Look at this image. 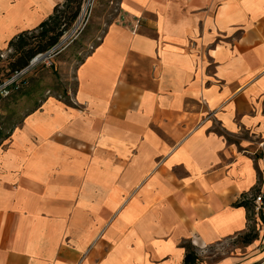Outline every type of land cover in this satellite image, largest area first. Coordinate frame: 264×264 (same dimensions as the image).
Wrapping results in <instances>:
<instances>
[{
    "label": "crops",
    "instance_id": "1",
    "mask_svg": "<svg viewBox=\"0 0 264 264\" xmlns=\"http://www.w3.org/2000/svg\"><path fill=\"white\" fill-rule=\"evenodd\" d=\"M64 0H0V49ZM76 68L0 145V264L207 262L264 193V0H117ZM249 245V246H250ZM261 247V248H260ZM249 251V252H250Z\"/></svg>",
    "mask_w": 264,
    "mask_h": 264
},
{
    "label": "rangeland",
    "instance_id": "2",
    "mask_svg": "<svg viewBox=\"0 0 264 264\" xmlns=\"http://www.w3.org/2000/svg\"><path fill=\"white\" fill-rule=\"evenodd\" d=\"M86 2L87 0L80 1L79 15L53 46L55 47L54 54L47 59L42 57L30 65L22 75L24 80L16 87L8 82L12 78L13 69L19 58L24 56L25 49H36L37 46L44 44L45 39L34 37L38 32H35V35L28 33L24 37L28 43L24 48L13 45L0 49V145L3 142L1 136L19 126L25 115L41 100L56 97L70 101L75 87V72L78 64L98 42L106 26L113 22L118 14L117 0H93L86 16H81ZM72 7L73 9L71 7L63 9L65 13L61 22L73 12L74 4ZM22 77L20 76V79ZM257 236L258 232L249 227L245 235L227 243L207 247L204 253L207 255L206 260L214 263L224 257H241L243 262L248 255L253 253L250 247ZM254 264H264V260Z\"/></svg>",
    "mask_w": 264,
    "mask_h": 264
},
{
    "label": "trees",
    "instance_id": "3",
    "mask_svg": "<svg viewBox=\"0 0 264 264\" xmlns=\"http://www.w3.org/2000/svg\"><path fill=\"white\" fill-rule=\"evenodd\" d=\"M80 1L81 0H64L63 3L56 5L53 9L52 14L49 15L45 20L40 22L37 27H35L31 30L21 32L15 38H13L12 40L9 41V43L7 45L9 47H11L13 45H18V48H24V46H26L28 44L24 40L25 35L28 33L35 35L34 33L38 32L34 37L45 39L44 44L37 46L36 49H31V48L25 49L24 56L19 58V60L16 64V67L13 69V73L17 72L21 69H24L25 67H27L29 65V62L35 56H37L38 54L47 52L49 49H51L53 46H55L57 44V42L59 41V38L63 35L64 31L67 30L72 25V23L76 20V18L78 17L79 12H80ZM73 4H74L73 12L67 18H65L63 20V22H61V19L63 18L64 13H65V10H63V9L68 8V7H71V9H73V7H72ZM60 26H62V27H60ZM12 66H14V65H12ZM23 80H24V77L21 78L17 84L15 82H12L13 87H16L17 85H19ZM58 99H60V98H58ZM43 100H41L40 103ZM60 100H63V99H60ZM63 101L69 102L66 99ZM11 132H12V130H11ZM11 132H9L7 134H3L1 136L3 141L10 136ZM185 249H186V254L184 257L183 264H195V262L198 259L195 251H193V249L191 248L190 245H185Z\"/></svg>",
    "mask_w": 264,
    "mask_h": 264
},
{
    "label": "built area",
    "instance_id": "4",
    "mask_svg": "<svg viewBox=\"0 0 264 264\" xmlns=\"http://www.w3.org/2000/svg\"><path fill=\"white\" fill-rule=\"evenodd\" d=\"M92 1L93 0H87V2L85 4L87 9L89 6H91ZM84 16H86V13L84 14ZM54 51H55V47L49 49L43 55V59H47V58L51 57V55L54 54ZM34 58L29 62V65L27 67H25L24 69H21L17 72H14L11 80L8 83L19 82L20 76L22 77V75H24V73L28 70L29 66L36 62V61H33ZM251 212H252V215H251L250 220L252 223L253 222L257 223V230L256 231L258 232V235H259V233L263 234L264 233V193L257 194L253 197V204H252Z\"/></svg>",
    "mask_w": 264,
    "mask_h": 264
},
{
    "label": "bare ground",
    "instance_id": "5",
    "mask_svg": "<svg viewBox=\"0 0 264 264\" xmlns=\"http://www.w3.org/2000/svg\"><path fill=\"white\" fill-rule=\"evenodd\" d=\"M87 11H88V9H87L86 5H84L83 8H82L81 16L84 15L85 13H87ZM65 38H66V37H65ZM41 58H42V57H41ZM41 58H40V57H39V58H34L33 61H38V60H40Z\"/></svg>",
    "mask_w": 264,
    "mask_h": 264
},
{
    "label": "water",
    "instance_id": "6",
    "mask_svg": "<svg viewBox=\"0 0 264 264\" xmlns=\"http://www.w3.org/2000/svg\"><path fill=\"white\" fill-rule=\"evenodd\" d=\"M41 56L43 57V55H39V54H38L35 58H39V57H41Z\"/></svg>",
    "mask_w": 264,
    "mask_h": 264
}]
</instances>
